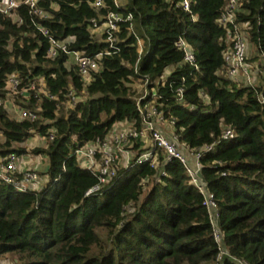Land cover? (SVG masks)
I'll use <instances>...</instances> for the list:
<instances>
[{"label":"trees","instance_id":"16d2710c","mask_svg":"<svg viewBox=\"0 0 264 264\" xmlns=\"http://www.w3.org/2000/svg\"><path fill=\"white\" fill-rule=\"evenodd\" d=\"M19 1L11 17L0 15V100H7L11 75L20 88L36 84L44 93L34 98L36 91H30L28 100H14L35 121L12 118L0 106V158L33 154L46 159V168L33 190L0 181V256L8 255L12 264H264V70L257 86L218 74L233 27L225 29L217 20L229 0H190L187 12L182 0H123L120 6L101 0L98 10L95 0H37L45 19L32 16L25 0ZM110 11L132 16L120 24L116 52L89 31L91 19ZM236 23L248 24L249 44L264 54V0L243 1ZM37 25L85 56L109 52L87 87L65 56L45 57L48 42ZM179 38L192 47L198 69L182 64L175 47ZM146 79L164 116L174 119L180 144L214 145L200 163L218 204L226 251L220 262L202 195L177 161L161 166L165 176L148 164L121 169L107 188L85 196L97 178L80 169L71 153L103 139L118 123L140 129L141 93L131 86ZM180 88L183 102L177 103ZM69 91L78 98L74 104L68 103ZM226 129L233 138H223ZM36 137L39 145L24 147Z\"/></svg>","mask_w":264,"mask_h":264},{"label":"built area","instance_id":"2783aa9c","mask_svg":"<svg viewBox=\"0 0 264 264\" xmlns=\"http://www.w3.org/2000/svg\"><path fill=\"white\" fill-rule=\"evenodd\" d=\"M116 6L121 3L118 0H113ZM246 0H229V3L221 16L217 20V24L228 29L233 27V32L227 31L225 44L226 48L223 51V68L219 75H223L227 79L243 86H254L256 66L247 61V50L249 42L247 40L246 31L249 29L248 24H237L236 15L240 11L242 2ZM122 2V0H121ZM22 2L19 0H0V15L11 17L14 11ZM24 5L28 6L32 16L39 19H45L48 16L37 6V0H25ZM95 9L104 7L101 0L93 2ZM180 7L184 11H189L190 0H182ZM132 16L128 14L125 18L115 12H108L104 17L98 20L91 19L90 29L92 35L98 34L99 40L108 44L109 49L114 52L118 51L116 45L118 43L117 33L121 23L129 22ZM21 20L18 24H21ZM37 30L47 40L48 47L45 52V57L49 60H54L63 55L66 57L68 65L75 66L80 74L84 87L90 83V76L100 69V60L103 55H109V52L97 54L94 57H88L83 52L72 51L68 48L67 41L55 40L51 37L49 31L41 26H36ZM132 30V28H129ZM138 53L142 54L143 47L139 39H137ZM175 47L183 55L182 64L189 65L198 69L195 62L193 49L183 39L179 38L175 42ZM257 58L260 61V70H264V54L257 53ZM255 68V69H254ZM144 95L137 99V110L141 116V128L137 129L127 122L114 125L111 131L103 138L88 142L82 146L75 148L71 156L75 158L80 169L91 171L96 175L97 184L91 187L85 196H91L100 193L107 188L110 182L118 175L121 169L131 168L141 164H148L151 168L158 170L161 176H165V171L161 166L177 161L184 168L189 184L196 187L202 195V205L206 208L211 225L213 227V236L218 249V261H222L226 251L222 245V234L218 228V204L215 201L214 195L207 189V185L203 180L201 170L202 165L200 159L206 152L212 150L214 145L204 146L199 149H189L180 144L175 135L174 119L165 117L162 105L156 100L155 89L148 90V80L144 82ZM7 100L2 102V106L9 115H16L20 120L28 119L35 121L36 116L14 104L16 97L28 100L30 91H36V84H31L27 89L20 88V80L16 75H11L7 79ZM183 89H178L176 93L177 103L183 102ZM44 93L37 90L34 98ZM140 93V92H139ZM152 96L151 100L141 105L148 96ZM201 97L206 103L208 99L204 98L202 92ZM49 99H53L48 94ZM68 103L74 104L78 101L72 91L67 94ZM194 109L193 106L190 107ZM54 131L50 130L48 139L53 140ZM234 134L230 129H226L223 134L224 139L233 138ZM38 138H32L33 141ZM45 141V140H44ZM25 156H17L9 154L6 157L0 158V181L5 184L12 185L19 191L25 192L39 187L42 179L39 175L43 167L41 161L45 163L46 159L41 157L38 159L36 166L30 158ZM145 181L142 182V186Z\"/></svg>","mask_w":264,"mask_h":264},{"label":"rangeland","instance_id":"374dc122","mask_svg":"<svg viewBox=\"0 0 264 264\" xmlns=\"http://www.w3.org/2000/svg\"><path fill=\"white\" fill-rule=\"evenodd\" d=\"M118 2L121 3V0H118ZM122 2H123V0H122ZM93 36H94V38L96 40H99V38H100L98 34H95ZM139 37H140L139 40H140V42L142 44V47H143V41L141 39L142 38L141 35H139ZM247 58H248L247 61L250 62L252 65L256 66V68H257V70H254L255 71V74H254L255 75L254 86H257V85L261 84V76H260V73L261 72H260V65H259L260 64V61L257 58V52H256V50L253 47H251V45H248ZM131 87L133 89H136V92L137 93L140 92L141 93L140 94L141 96L144 95V89H145V87L140 82L135 83ZM39 88L42 89V87H39ZM10 116L12 118H16V119L20 120L18 118V116L14 115V114H12ZM40 141L41 140L39 138H38V140L35 139L33 141H27L24 144V147H27V149L29 150V148H32L33 146H35L37 144L39 145ZM22 156H25V155H22ZM27 156H28L27 158H30L33 161V162H31V163H33V166H36L37 165L38 159H40V161H41V157L40 156H34L33 154L27 155ZM41 163H42V165L44 164L43 167H42V169H41V172H42L46 168V161H45V163L43 161H41ZM0 264H12V261L10 260V257L8 255H2V256H0ZM202 264H211V263H202Z\"/></svg>","mask_w":264,"mask_h":264},{"label":"clouds","instance_id":"9594fccd","mask_svg":"<svg viewBox=\"0 0 264 264\" xmlns=\"http://www.w3.org/2000/svg\"><path fill=\"white\" fill-rule=\"evenodd\" d=\"M29 141V140H28Z\"/></svg>","mask_w":264,"mask_h":264}]
</instances>
